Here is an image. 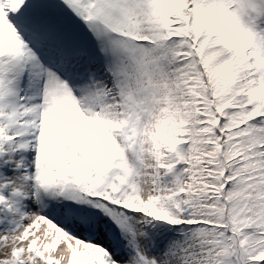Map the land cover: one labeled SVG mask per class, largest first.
<instances>
[{
  "label": "snow or ice",
  "instance_id": "snow-or-ice-1",
  "mask_svg": "<svg viewBox=\"0 0 264 264\" xmlns=\"http://www.w3.org/2000/svg\"><path fill=\"white\" fill-rule=\"evenodd\" d=\"M0 264H264V0H0Z\"/></svg>",
  "mask_w": 264,
  "mask_h": 264
}]
</instances>
